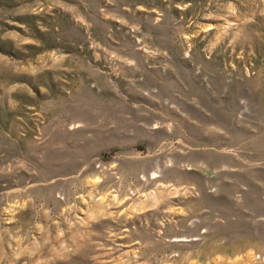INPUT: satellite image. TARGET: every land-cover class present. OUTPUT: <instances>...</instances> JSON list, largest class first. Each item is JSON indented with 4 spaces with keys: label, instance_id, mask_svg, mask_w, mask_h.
Listing matches in <instances>:
<instances>
[{
    "label": "rangeland",
    "instance_id": "rangeland-1",
    "mask_svg": "<svg viewBox=\"0 0 264 264\" xmlns=\"http://www.w3.org/2000/svg\"><path fill=\"white\" fill-rule=\"evenodd\" d=\"M0 264H264V0H0Z\"/></svg>",
    "mask_w": 264,
    "mask_h": 264
}]
</instances>
